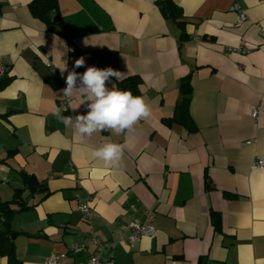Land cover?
Listing matches in <instances>:
<instances>
[{"label": "crops", "instance_id": "crops-1", "mask_svg": "<svg viewBox=\"0 0 264 264\" xmlns=\"http://www.w3.org/2000/svg\"><path fill=\"white\" fill-rule=\"evenodd\" d=\"M30 1L0 0V62L9 80L0 87V200L20 189L18 202L30 207L9 221L19 262L45 264L93 234L116 243L102 253L114 264H264V168H250L264 157V0H172L187 22L184 42L157 0H57L51 20L63 23L65 36L33 18ZM234 4L245 12L242 23ZM237 46L252 51L224 55ZM81 56L85 66L74 69ZM65 66L121 72L109 89L138 75L151 116L126 134L97 132L81 141L52 115L67 98ZM187 75L195 133L164 122ZM71 98L61 114L86 115L88 102L80 105L78 91ZM109 141L126 145L119 167L90 157ZM24 175L37 181L36 192L25 189ZM76 197L89 200V221ZM147 211L155 235L129 250L128 223L142 222ZM212 211L220 214V233ZM0 264H8L5 257Z\"/></svg>", "mask_w": 264, "mask_h": 264}, {"label": "clouds", "instance_id": "clouds-1", "mask_svg": "<svg viewBox=\"0 0 264 264\" xmlns=\"http://www.w3.org/2000/svg\"><path fill=\"white\" fill-rule=\"evenodd\" d=\"M85 57L75 61L74 69L85 66ZM66 66L61 69L63 75ZM122 73L112 68L100 69L89 66L81 74L75 70L66 76V87L62 89L63 96L72 97L79 92L87 103L86 115L64 116L57 108L52 115L66 129H72L74 134L83 141L94 133L111 131L116 135L126 134L134 130L137 123L151 116V107L143 96H134L129 90H120L113 85L109 89L106 84L110 78L119 80ZM79 105V106H80ZM126 145L115 142H105L99 148L90 150L93 160L103 162L105 167H119Z\"/></svg>", "mask_w": 264, "mask_h": 264}, {"label": "trees", "instance_id": "trees-1", "mask_svg": "<svg viewBox=\"0 0 264 264\" xmlns=\"http://www.w3.org/2000/svg\"><path fill=\"white\" fill-rule=\"evenodd\" d=\"M120 1V0H119ZM161 15L165 20L171 21L180 31L179 41L184 42L188 40V36L185 32V21L181 9L172 0H157L155 2ZM28 10L31 16L45 24L48 31L65 36L63 29V23L58 19L57 23L51 20L52 14L58 12L57 0H31L28 4ZM67 39L68 36H66ZM8 79L0 80V87L5 86L8 83ZM142 80L138 75H131L123 80L116 81V88L120 90H129L134 96H140V87ZM179 98L174 107V111L171 117L166 118L164 122L166 125L177 124L186 129L188 133H195L197 131L195 125L189 114V104L191 100V85L190 75L181 79L178 86ZM25 189L30 193L36 192L38 189V183L31 175H24ZM206 189H211V183L209 180L205 182ZM23 190H15L14 197L10 201L0 200V256L5 257L8 264H21L15 255V247L11 239L12 232L9 228V221L12 216L30 207L19 203V197ZM225 197L233 198L235 195L226 194ZM211 225L215 232H221V217L217 212L210 213Z\"/></svg>", "mask_w": 264, "mask_h": 264}, {"label": "built area", "instance_id": "built-area-1", "mask_svg": "<svg viewBox=\"0 0 264 264\" xmlns=\"http://www.w3.org/2000/svg\"><path fill=\"white\" fill-rule=\"evenodd\" d=\"M260 2L261 0H255ZM230 10L237 14L238 22L242 23L245 21V12L237 5L234 4ZM261 36L263 32H260ZM252 51L249 47H225L224 48V55L229 56L233 53H238L241 55L249 54ZM49 66V64H47ZM5 67L0 62V80L5 75ZM70 70H67L61 75V79L63 81L66 80V76ZM74 102V98L67 97L64 102L61 104L60 109L61 111L65 112L68 109L70 103ZM259 112V108H254L251 111V117L256 118ZM253 141H247L246 145H251ZM250 168L253 170H259L264 168V157H260L258 159H254L251 162ZM75 202L77 205V210L81 215L82 219L85 221H89L93 215L94 211L90 205L88 199H83L81 197H76ZM153 222V215L150 211H147L144 216V220L142 222H129L128 223V230L129 233L126 239L123 241L124 244L128 247L129 250L135 248V246L141 241L143 238H152L155 235V229L152 226ZM91 247L94 248L93 251L88 252L87 258L84 262L79 263H72L71 260L74 257L85 253ZM116 247V243L112 242H102L99 238L95 235L91 234L82 245H76L71 247V249L66 253L55 254L51 255L45 260V264H114L112 260H103L102 253L106 250H113Z\"/></svg>", "mask_w": 264, "mask_h": 264}, {"label": "water", "instance_id": "water-1", "mask_svg": "<svg viewBox=\"0 0 264 264\" xmlns=\"http://www.w3.org/2000/svg\"><path fill=\"white\" fill-rule=\"evenodd\" d=\"M15 238V234H12V239Z\"/></svg>", "mask_w": 264, "mask_h": 264}]
</instances>
